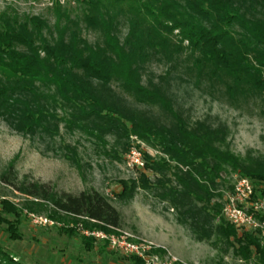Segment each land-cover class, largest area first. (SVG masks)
Listing matches in <instances>:
<instances>
[{
    "label": "trees",
    "instance_id": "1",
    "mask_svg": "<svg viewBox=\"0 0 264 264\" xmlns=\"http://www.w3.org/2000/svg\"><path fill=\"white\" fill-rule=\"evenodd\" d=\"M81 5L80 21L98 31L101 42L88 43L79 23L64 12H57L52 27L39 16L0 13V119L24 135H57L60 123L99 131L101 123L149 140L168 161L146 157L145 171L158 175L162 186L177 187L168 186L164 198L187 207L183 214L199 239L215 233L236 245L240 260L264 264L256 236L225 223L221 205L212 202L221 196L217 186L228 168L264 190V160L246 162L229 152L223 127L188 124L173 108L165 77L181 68L230 105L259 102L263 109L264 0H82ZM121 23L127 26L122 39ZM151 60L168 66L156 82L143 81ZM113 84L133 103L158 107L168 122L133 108ZM141 182L148 185L144 176ZM138 187L123 182L119 198H131ZM23 191L96 227L120 225V213L95 190L54 199L48 184L32 182ZM213 221L219 224L213 227ZM0 264L16 263L0 249Z\"/></svg>",
    "mask_w": 264,
    "mask_h": 264
},
{
    "label": "rangeland",
    "instance_id": "2",
    "mask_svg": "<svg viewBox=\"0 0 264 264\" xmlns=\"http://www.w3.org/2000/svg\"><path fill=\"white\" fill-rule=\"evenodd\" d=\"M81 1L0 0V13L39 16L52 27L57 12H64L71 21L79 23L82 37L88 43L101 42L99 32L85 28L80 21L84 8ZM126 32V24L121 23L120 39ZM167 69L166 64L151 60L145 67L143 81L150 78L156 82L159 76H165ZM165 77L173 108L188 124L200 121L211 127H223L224 145L229 152L246 162L264 160V108L259 102L230 105L206 84H195L181 68L172 69ZM113 87L133 108L161 123L168 122L158 107L135 104L117 86L113 84ZM57 115L63 116L62 111L58 110ZM98 125L101 129L94 131L67 129L60 123L57 135H24L0 119V249L14 263L133 264L130 259L137 258L112 249L108 241L84 234L93 230L119 234L109 226L96 227L94 221L84 216L59 211L50 199L29 196L23 191V187L37 182L48 184L54 199L62 193L78 195L90 190L100 193L120 213L118 229L131 235L129 241L171 252L152 249L149 257L158 253L160 261L174 256L195 264H258L254 259L246 262L237 258L236 245L215 233L199 239V231L189 226V218L183 214L187 207L164 198L168 186L177 187L162 186L158 175L145 171V165L135 163L138 158L145 164L146 157L168 161L149 140L125 135L112 125ZM142 176L147 178V186L140 185ZM239 176L228 168L217 186L216 193L221 196L214 197L212 202L222 208L224 194L232 189L234 179ZM129 180L140 187L131 198L121 200L118 195L123 182ZM10 209L14 211L8 212ZM220 217L227 223L222 210ZM218 224L219 221L212 222L213 227Z\"/></svg>",
    "mask_w": 264,
    "mask_h": 264
},
{
    "label": "built area",
    "instance_id": "3",
    "mask_svg": "<svg viewBox=\"0 0 264 264\" xmlns=\"http://www.w3.org/2000/svg\"><path fill=\"white\" fill-rule=\"evenodd\" d=\"M136 164L143 166V162L136 158ZM222 215L239 233L250 232L256 236L259 245L264 247V190L246 177H236L232 189L226 192L222 202ZM119 232L106 234L103 231H84V234L97 240L108 241L112 249L124 255L135 256L145 261L146 264H195L188 263L174 256L164 261L157 256L149 257L148 253L154 249L142 243L129 241L130 234L122 232L118 228L110 227Z\"/></svg>",
    "mask_w": 264,
    "mask_h": 264
},
{
    "label": "crops",
    "instance_id": "4",
    "mask_svg": "<svg viewBox=\"0 0 264 264\" xmlns=\"http://www.w3.org/2000/svg\"><path fill=\"white\" fill-rule=\"evenodd\" d=\"M154 249H157L158 252H163V251H164L163 249L166 250V248H154ZM166 251L169 252V253H171L169 250H166ZM159 254H160V253H159ZM153 255H155V256L158 257V253H155V254H153ZM135 259H139V258H135ZM139 260H141V259H139ZM141 261H142V264H146L145 261H143V260H141ZM130 262L133 263V261H130Z\"/></svg>",
    "mask_w": 264,
    "mask_h": 264
}]
</instances>
